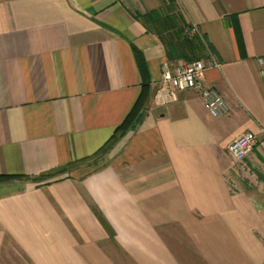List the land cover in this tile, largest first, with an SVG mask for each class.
I'll list each match as a JSON object with an SVG mask.
<instances>
[{
    "label": "crops",
    "instance_id": "1",
    "mask_svg": "<svg viewBox=\"0 0 264 264\" xmlns=\"http://www.w3.org/2000/svg\"><path fill=\"white\" fill-rule=\"evenodd\" d=\"M170 3L225 115L155 102ZM0 264H264V0H0Z\"/></svg>",
    "mask_w": 264,
    "mask_h": 264
},
{
    "label": "built area",
    "instance_id": "2",
    "mask_svg": "<svg viewBox=\"0 0 264 264\" xmlns=\"http://www.w3.org/2000/svg\"><path fill=\"white\" fill-rule=\"evenodd\" d=\"M190 34L199 36L196 27L192 25ZM207 54L209 51H207ZM208 58V57H207ZM199 59L193 61H180L172 69H166L160 79V88L154 99L157 104H165L175 98L177 91L196 89L199 91L204 107L212 117H220L227 113L224 99L214 90L202 84L205 70L217 63L212 59ZM255 134H240L227 145L228 152L236 159L243 158L256 142Z\"/></svg>",
    "mask_w": 264,
    "mask_h": 264
},
{
    "label": "trees",
    "instance_id": "3",
    "mask_svg": "<svg viewBox=\"0 0 264 264\" xmlns=\"http://www.w3.org/2000/svg\"><path fill=\"white\" fill-rule=\"evenodd\" d=\"M173 4L170 3L168 11H160L151 14L149 21L154 23L153 32L162 41L166 57L170 61L182 59L183 61H193L205 58V46L195 35L190 34L191 24H187L180 13L174 11ZM133 115V111L126 117L124 122L118 127L123 129ZM117 131V130H116ZM65 170V169H62ZM60 170V172L62 171Z\"/></svg>",
    "mask_w": 264,
    "mask_h": 264
}]
</instances>
